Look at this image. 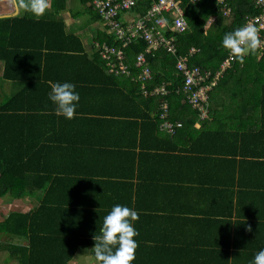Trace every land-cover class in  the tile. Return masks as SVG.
<instances>
[{"label": "trees", "instance_id": "1", "mask_svg": "<svg viewBox=\"0 0 264 264\" xmlns=\"http://www.w3.org/2000/svg\"><path fill=\"white\" fill-rule=\"evenodd\" d=\"M156 1L137 0L131 12L144 16ZM81 2L100 21L90 1ZM175 3L187 29L164 34L174 37V53L163 48L145 53L148 46L140 39L122 48L104 28L97 32L98 45L123 49L130 76L108 74L99 48L85 53L60 21L37 20L28 12L20 19L0 20L2 79L22 83L21 92L0 102V199L30 196L38 203L33 210L11 213L0 222V233L22 242L4 246L11 261L67 264L80 247L93 248V237L114 204L89 208L68 201L70 190L81 183L67 178V171L74 161L84 159L85 150L78 140H62L66 136L61 130L68 122L75 127L98 126L97 102H103L104 95L133 105L131 113L121 115L137 120L143 151L153 141L154 152L147 156L160 170L144 174L140 169L138 187L129 193V202L122 203L139 214L133 223L139 233L133 264H249L264 248V50L245 55L242 64L233 59L208 92L204 118L187 103L181 91L183 78L176 70L177 60L186 57L188 67L215 74L229 53L221 46L224 34L245 25L260 10L253 0ZM223 8L229 9L228 16H223ZM165 19L170 27L171 15ZM10 22L11 27L14 22L20 25L21 34L14 38L9 36ZM192 48L195 52L190 54ZM140 53L151 73L143 83L137 81L139 69L134 64ZM66 81L80 94L77 115L71 120L55 115L48 100L51 84ZM162 86L166 95L153 93ZM164 102L167 121L175 125L172 135L158 128ZM167 168L189 176L167 178L162 174ZM167 185L171 197L177 195L174 190H183L192 205L173 212L164 206L139 207L138 198L146 193L163 203L157 196L167 194ZM185 233L192 235L185 238ZM217 235L222 242L212 241Z\"/></svg>", "mask_w": 264, "mask_h": 264}, {"label": "crops", "instance_id": "2", "mask_svg": "<svg viewBox=\"0 0 264 264\" xmlns=\"http://www.w3.org/2000/svg\"><path fill=\"white\" fill-rule=\"evenodd\" d=\"M14 1L0 0V20L20 19L27 13L20 6L21 0ZM32 17L37 20L47 18L60 21L63 24L65 33L75 36L81 43L82 49L88 55L92 54L96 45L97 32L103 31L101 22L92 18L81 0H50V8L44 15L39 18ZM125 18H133L132 13L129 12ZM11 26L12 22L8 26L11 31L7 30L10 37L14 38L15 35L21 34L19 24L14 22V26ZM2 73L3 63L0 61V84L3 83L1 87L2 93L0 92V102L22 91L21 81L3 80ZM6 89L8 90L7 94L5 92ZM93 91L95 93V90ZM35 96L37 97V95ZM119 100L115 99L114 102L112 98L109 97L108 100L104 95L103 102H97L101 121L98 126L83 125L75 127L68 122L67 125L62 127L61 131L66 136L62 140L69 141L70 138L73 141L78 140L85 150L84 159L74 161L72 170L67 171V178H76L81 183L77 189L70 190L71 197H69L68 201L71 200L73 204L76 202L82 206L90 205L89 208H92V206L98 204L106 206L113 205L115 202L128 203L129 193H134L136 186L138 187L139 185L138 171L141 169L144 174H147L148 170L150 172L160 171L153 158L147 156V154L154 152L150 150L153 141H151V144L148 141L151 146L146 151H143L138 142L139 132L135 129L137 120H132L128 115L126 117V114L125 116L121 115V113H131L133 105H128L124 99ZM85 105H88V103ZM114 107L116 108L115 110ZM102 120L110 124L102 123ZM59 146L64 147L61 144ZM50 165L52 166L51 163ZM49 168L50 166L48 165ZM166 172L162 174L170 179L176 178L180 180L179 178L189 176L184 172H174L171 168H167ZM58 178L66 177L58 176ZM81 179L83 180L82 182L79 181ZM171 191L170 185H167V194L165 196H157V198L163 199V203L157 200L155 195L147 193L144 196L141 195V199L138 198V202H140L138 205L146 210L164 206L170 212H173V210L185 211L188 204L192 205L191 201L188 203L183 190H174L177 195L172 197L169 195ZM112 194L117 196L116 200L111 198L110 195ZM137 194H139L138 190ZM37 205L38 203L34 197L30 196L15 200L0 199V222L4 221L11 213H26L35 209ZM191 235L190 233H185L182 236L186 238ZM212 241L218 243L223 240L217 235V239H212ZM18 243H22L21 240L0 233V264H16L10 260L8 253L3 249L8 244ZM67 264H97L92 254V247H80Z\"/></svg>", "mask_w": 264, "mask_h": 264}, {"label": "built area", "instance_id": "3", "mask_svg": "<svg viewBox=\"0 0 264 264\" xmlns=\"http://www.w3.org/2000/svg\"><path fill=\"white\" fill-rule=\"evenodd\" d=\"M92 10L100 18V22L104 31L114 41L120 42L121 47L125 48L129 43L136 39L143 40L148 48L145 53L150 50L154 51L163 48L166 52L174 53V37H167L166 31L171 33H182L187 29V25L183 19L179 7L175 0H157L151 3L150 8L144 16H138L131 11L135 8L137 0H89ZM194 2L196 0H189ZM223 0H217L221 4ZM254 7L260 10V13L250 18L246 23H253L258 28V34L264 41V0H253ZM131 12L133 18L126 19V15ZM223 16L229 15V9L223 8ZM171 15L172 23L168 27L165 15ZM165 34V35H164ZM96 47L99 48V57L105 62L108 74L130 76V70L125 62V53L123 49L116 48L113 45L101 43ZM264 50V44L259 48ZM195 49H190L192 54ZM233 58L228 53L227 58L220 64V69L213 75L209 72L202 71L198 67H188L186 57H180L176 62V70L182 75L183 85L181 88L187 103L192 108H197L200 117H205V105L208 99V92L216 83L221 73L230 66ZM135 67L139 69L137 81L143 83L150 79V70L146 65L144 53H140L135 58ZM141 86L142 95H146V91ZM156 95H166L167 91L164 87L156 88L153 92ZM160 124L159 131L172 135L175 125L167 121V104L164 102L160 106Z\"/></svg>", "mask_w": 264, "mask_h": 264}, {"label": "clouds", "instance_id": "4", "mask_svg": "<svg viewBox=\"0 0 264 264\" xmlns=\"http://www.w3.org/2000/svg\"><path fill=\"white\" fill-rule=\"evenodd\" d=\"M20 6L32 16L39 18L50 8V0H21ZM264 41L258 34V28L251 22L224 34L221 46L239 63L245 55L255 52ZM48 100L53 112L71 120L77 115L80 94L71 82L51 84ZM139 218L138 212L122 204H114L103 217L99 234L93 237L92 254L97 264H133L138 247L135 237L139 235L133 223ZM251 229H249L250 231ZM249 264H264V248L257 251Z\"/></svg>", "mask_w": 264, "mask_h": 264}, {"label": "rangeland", "instance_id": "5", "mask_svg": "<svg viewBox=\"0 0 264 264\" xmlns=\"http://www.w3.org/2000/svg\"><path fill=\"white\" fill-rule=\"evenodd\" d=\"M3 83L0 84V92H1V87H2ZM7 89L5 90L6 94H7ZM2 93V92H1Z\"/></svg>", "mask_w": 264, "mask_h": 264}, {"label": "water", "instance_id": "6", "mask_svg": "<svg viewBox=\"0 0 264 264\" xmlns=\"http://www.w3.org/2000/svg\"><path fill=\"white\" fill-rule=\"evenodd\" d=\"M14 1V0H13ZM14 3H15V1H14Z\"/></svg>", "mask_w": 264, "mask_h": 264}]
</instances>
